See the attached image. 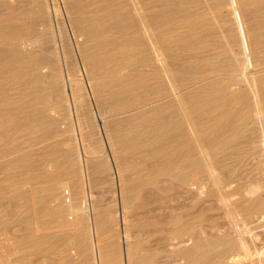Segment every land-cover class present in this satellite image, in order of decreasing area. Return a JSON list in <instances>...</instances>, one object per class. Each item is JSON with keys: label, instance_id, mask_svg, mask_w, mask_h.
<instances>
[{"label": "rangeland", "instance_id": "obj_1", "mask_svg": "<svg viewBox=\"0 0 264 264\" xmlns=\"http://www.w3.org/2000/svg\"><path fill=\"white\" fill-rule=\"evenodd\" d=\"M233 1L0 0V264H127L125 234L264 264V0Z\"/></svg>", "mask_w": 264, "mask_h": 264}, {"label": "bare ground", "instance_id": "obj_2", "mask_svg": "<svg viewBox=\"0 0 264 264\" xmlns=\"http://www.w3.org/2000/svg\"><path fill=\"white\" fill-rule=\"evenodd\" d=\"M233 1V0H232ZM232 4V3H231ZM232 7H234V12L236 13V18H238L239 19V21H240V18H241V14H240V11H239V6L236 4V2H234L233 1V5H232ZM231 7V8H232ZM234 13V14H235ZM239 23H241V22H239ZM258 68V67H257ZM232 114H229V116H231ZM261 115V114H260ZM172 153V151L171 150H165V151H163V152H161L160 154H159V158L161 159V160H165L166 159V157L169 155V154H171ZM65 183V182H64ZM252 186V185H251ZM121 187V186H120ZM69 190V189H68ZM249 191V190H248ZM69 192V191H68ZM67 194H69V193H67ZM70 198V197H69ZM69 205H71L70 203H69ZM74 211V210H73ZM71 212V211H70ZM76 212V211H75ZM74 213V212H73ZM125 240H124V252H125V258H126V263L127 264H132L131 263V258H130V243L128 242V240H127V236H126V234H125ZM179 248L178 249H182V250H186V248H182V246L179 244ZM253 256V255H252ZM124 258V259H125Z\"/></svg>", "mask_w": 264, "mask_h": 264}]
</instances>
